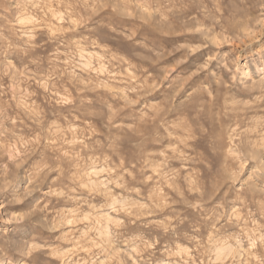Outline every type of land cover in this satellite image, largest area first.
I'll return each instance as SVG.
<instances>
[{
    "label": "rangeland",
    "instance_id": "374dc122",
    "mask_svg": "<svg viewBox=\"0 0 264 264\" xmlns=\"http://www.w3.org/2000/svg\"><path fill=\"white\" fill-rule=\"evenodd\" d=\"M0 264H264V0H0Z\"/></svg>",
    "mask_w": 264,
    "mask_h": 264
}]
</instances>
